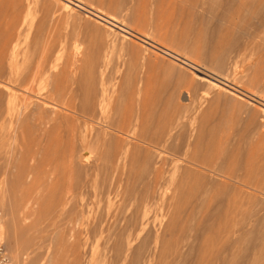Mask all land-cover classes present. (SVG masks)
Here are the masks:
<instances>
[{"label":"rangeland","instance_id":"374dc122","mask_svg":"<svg viewBox=\"0 0 264 264\" xmlns=\"http://www.w3.org/2000/svg\"><path fill=\"white\" fill-rule=\"evenodd\" d=\"M214 1L216 2V0H0V51L3 50L0 54L5 51L6 56H9L12 49L17 47L13 53L15 55L12 68L13 74L19 77V82L14 87L16 94L19 95L15 113L9 111L7 107V93L0 91L2 93L0 97L3 96V99L0 98V264H64V262L72 264L76 257L82 258L77 259L78 264L108 262L106 258L108 256L104 254L105 245L102 242L96 244L94 240L88 241L84 231L80 232L82 227L79 225L83 222L86 226L82 230H86L96 220L104 218L109 210L103 200L92 198L99 193L102 186L105 172L103 166L107 163L104 159L106 154L109 155L108 149L112 141L110 138L114 136V132L119 133L117 137L127 140L131 146L136 143L140 147L139 149L135 144L139 152L131 150L132 154L125 160L124 180L132 184L137 182L135 175L138 177L141 173L145 174L140 161L144 159L146 151L152 149L136 141L135 135L128 132L131 127H127L124 133H121L123 130L113 131L108 128L111 122L120 123V118H123L128 109L137 111L134 116L139 119L138 124L148 123L152 128L150 130H157L155 127L161 124L164 125V130H182L186 135V138L183 137L184 140L188 139L187 142L194 146L200 141L198 144L203 145L197 148L198 155L203 153L200 158L204 159L209 150V153L215 156L216 153L228 151L230 153L226 156L228 162L227 158L225 161L227 173L242 176L246 166L250 167V164L253 166L250 160L252 158L254 163L257 162L254 168L259 167L258 171L264 172V85L250 82L252 76L264 80V29L258 25L259 20H254L252 23L256 26L252 35L255 36L252 37L255 38L250 37L251 32L247 35L239 34L237 25L242 19L241 14L239 15L242 11L237 13L233 11L238 4L240 7L246 4L241 8L252 11L253 5L256 8V5L261 3V6L264 0H255L257 4H252L253 0H235L236 7L232 11L236 15L235 18L240 16L239 21L235 19L236 22L233 20L235 15L231 16L232 14L231 22L228 20L229 17L223 21L214 19L216 18L214 13L212 11L210 13ZM221 1L223 4L225 1L228 2ZM63 4H69L70 9L65 10ZM240 7L238 6V11L242 10ZM225 21L231 25L226 26ZM262 22L264 23V18ZM230 31H234L233 34L238 31L236 32L238 35H233ZM256 32L257 34H253ZM232 41L234 42L231 43ZM104 43H107V46ZM7 46L8 48H4ZM218 56L227 58L226 63H229L227 69L216 64ZM231 59L236 66L232 65ZM254 64L256 67H253ZM250 67L255 70L252 68V72ZM222 73L225 75L221 76ZM28 74L34 76H28L32 77L33 81L26 77ZM7 76V72L5 75L1 74L0 83H8ZM191 77L218 80L217 83L230 93L208 91L207 86L200 84L191 87L187 83ZM27 78L32 84L26 82L29 81ZM133 85L142 87L144 94L140 96L143 98L139 97ZM87 94L90 95L86 96ZM204 94L207 98L201 100ZM22 99L24 101L26 99L23 105ZM85 99L87 101L89 99V103ZM83 102H87V105ZM89 109L92 110L89 112ZM93 110H97L98 113L96 111L95 114H91ZM88 113L92 115V119ZM97 115L100 118H96ZM105 116L111 118L104 120ZM11 119L13 120L10 121ZM168 124H173V127ZM106 133L111 136L107 137ZM191 136L193 138L196 136L194 138L196 140L199 138L198 142ZM135 145L133 149L136 148ZM167 159L171 160V157L168 156ZM55 169L62 175L57 177ZM129 174L133 176L130 180ZM74 176L80 178L81 182L84 181V187H87L84 188V192L91 197V201L88 202L90 207L86 209L87 214L86 212L84 214L87 217L79 214L76 216L77 221L81 217L84 218V221L81 219L79 223L77 221L71 223V219L74 220L75 217L69 213L66 206H62L64 199L59 197ZM261 176L262 174L260 178ZM167 178L173 179L171 175ZM254 178L251 182L255 181L257 184L256 180L260 179L257 176ZM171 180L165 187L169 189L171 199H168L172 201L169 202L172 204L170 210L168 202L166 209L169 211L164 209L162 203L150 207L151 219L158 215L157 226L148 238L152 246L157 245L151 264H218L219 261L212 257L214 254L216 256L217 251L223 246L224 248L232 246L229 248L231 251L229 250L226 256L225 264H264V257L257 256L260 250L255 238L241 244L237 242L241 233L232 236L239 227L238 224L241 222L239 220L243 219L244 212L247 211L244 209L245 206L249 207L250 212L252 209L251 214L254 212L256 218L247 226L248 230L242 231V235H252L257 231L260 221L264 218V197L247 189L248 193H253L252 196H248L244 188L239 187L240 191L235 186L237 192L234 188L228 189L226 193H223V189L218 188L217 191L214 188L208 197L196 199L190 192L187 194L188 190L191 191L190 185L194 183L191 185L192 189L195 186L193 179L189 185L186 184L187 186L182 188L187 191L184 190V193L179 188L175 192ZM212 181L224 182L218 177H212ZM243 194L246 195L247 202H244ZM234 197L238 201H235ZM255 198L259 203L254 204ZM218 199L224 200L221 207L216 203ZM113 202H118L115 196ZM171 211L174 214L172 217ZM164 214L169 215L167 217L169 220L163 217ZM227 224L234 231L230 228L231 232L225 230L228 229L225 227ZM209 227H214L211 228V233ZM174 231L178 232L175 234ZM230 233L232 238L229 241ZM78 234H81L82 240L85 239L84 247L82 241L78 245L80 242L76 239ZM225 238L228 242L224 241ZM227 243L229 245H226ZM74 244L78 246L77 250L80 249L78 252L75 251L76 246L72 249ZM189 252L193 255H188Z\"/></svg>","mask_w":264,"mask_h":264},{"label":"bare ground","instance_id":"6f19581e","mask_svg":"<svg viewBox=\"0 0 264 264\" xmlns=\"http://www.w3.org/2000/svg\"><path fill=\"white\" fill-rule=\"evenodd\" d=\"M221 1V0H220ZM219 1V2H220ZM250 1V0H249ZM255 0H253L251 3L254 4L256 2H254ZM260 1V0H259ZM258 1V2H259ZM214 1V4L211 5V10H210V13L211 11L214 13V19H219V21H223V20H230L229 22H231V17H230V14H232L231 16L235 15L233 13V11H235L236 13L237 12H240L242 11L241 13H239V15L241 14V17L242 19L239 21V17L238 18H235L236 15L234 16V19H238L239 21V24L237 25V27L239 28V34L241 33H244L245 35H247L249 32V35L250 37L252 36H255V35H252V31L255 29V26L256 24L252 23V21L256 20L258 22V25L260 26V28H263L262 27L264 25V23L262 22L263 18H264V4L262 3V5L260 6V4H257L256 5V8L255 5L252 6V11H249V10H243V8L241 7H244L246 4H244V6H241L238 4L237 5V8L238 6L240 7V9L242 10H239L237 8H234L236 7V1L235 0H228V2H224L225 4H223V1H221V3H219ZM264 2V1H263ZM48 3V2H47ZM212 3V2H211ZM238 3H241V1H238ZM241 4V5H242ZM77 5V4H76ZM249 6L251 5L250 3L248 4ZM259 5V6H258ZM64 8L65 10L66 9H70V6L69 4L68 5H64ZM72 7V6H71ZM234 8V9H233ZM72 9V8H71ZM233 9V11H232ZM245 9V8H244ZM256 9V10H255ZM61 10V9H60ZM64 10V9H63ZM75 10V9H74ZM232 11V12H231ZM65 12V11H64ZM68 12V11H66ZM97 15V14H96ZM100 17V16H99ZM98 18V17H97ZM233 18V17H232ZM108 19V18H107ZM7 20V19H6ZM100 20H104L102 18H100ZM98 21V20H97ZM105 21V20H104ZM109 21V20H107ZM237 20H235L234 22H236ZM261 21V22H260ZM91 22V21H90ZM99 22V21H98ZM102 22V21H101ZM226 22V26H228V23L227 24V21ZM103 23V22H102ZM107 23V22H106ZM219 22H217L218 24ZM221 23V22H220ZM252 23V24H251ZM13 24V23H12ZM109 24V23H108ZM216 24V25H217ZM102 25H105V24H102ZM116 25V24H115ZM231 25V24H230ZM229 25V26H230ZM12 26V25H10ZM36 26V25H35ZM90 26V25H89ZM88 26V27H89ZM107 26V24H106ZM113 26V25H112ZM235 26V25H234ZM97 27V26H96ZM109 27V26H108ZM219 27V26H218ZM236 27V26H235ZM226 28V27H225ZM224 28V29H225ZM109 29V28H108ZM113 29V28H111ZM122 29V28H121ZM124 29V28H123ZM221 29V27H220ZM84 30V29H83ZM115 30V29H114ZM117 30V28H116ZM219 30V29H218ZM213 31V29H212ZM256 31V30H255ZM264 31V30H263ZM48 32V31H47ZM116 32V31H114ZM123 32V31H122ZM220 32V31H219ZM231 32V31H230ZM234 32V31H233ZM233 32H231L233 34ZM238 32V31H236ZM236 32L234 33L235 35H238L236 34ZM118 33V32H117ZM213 33V32H212ZM217 33V31H216ZM262 33V32H261ZM111 35V33H109ZM218 34V33H217ZM221 34V33H220ZM219 34V35H220ZM230 34V35H232ZM233 34V35H234ZM253 34H257L256 33H253ZM263 34V33H262ZM58 37V35H57ZM226 37V36H225ZM235 37V36H234ZM249 37V36H248ZM258 37V36H257ZM39 38V37H38ZM37 38V39H38ZM131 38V37H130ZM247 38V37H245ZM252 38H255V37H252ZM10 39V38H9ZM126 39V38H125ZM235 39V38H233ZM232 40V39H231ZM247 40V39H246ZM254 40V39H252ZM248 41V40H247ZM234 41H232L231 43H233ZM250 42V41H249ZM81 43V42H80ZM211 43V42H210ZM213 43V42H212ZM106 44L107 46V43H104ZM146 44V43H145ZM236 44V43H234ZM233 44V45H234ZM246 44V43H245ZM78 45V44H77ZM81 45V44H80ZM231 45V44H230ZM208 46V45H207ZM81 47V46H80ZM4 48H8L7 47H4ZM17 48V47H16ZM16 48L14 47L11 51V53H9L10 55L9 56H6V54L3 52L2 54H0V77H1V74L2 75H5V73L7 72L8 73V76H7V79L8 80L7 82L8 83H0V91H3L5 93H7V96H8V105L7 107L9 108V111H14L16 110L17 107V100L19 99V95L16 94V91L14 89L15 85L19 82V77L14 75L13 74V57L15 54V51H16ZM81 49V48H80ZM149 49V48H148ZM8 50V49H7ZM3 51V50H2ZM0 51V52H2ZM79 51V50H78ZM140 51V50H139ZM152 52V50H151ZM155 52V51H154ZM78 53V52H77ZM232 53V52H231ZM5 54V56L3 55ZM155 55V54H154ZM176 57H179L178 55L174 54ZM207 55V54H206ZM217 55V54H216ZM229 55V54H228ZM232 55V54H231ZM259 55V54H258ZM101 56V55H100ZM204 57V55H203ZM224 57V56H223ZM219 58L218 56V60H217V65L219 67H224V69H227L226 67H228L226 62L227 58ZM235 57V56H234ZM172 58V57H171ZM211 58V57H210ZM90 59V58H89ZM182 59V58H181ZM216 59V58H215ZM180 61V59H178ZM186 60V59H185ZM232 60V59H231ZM15 61V60H14ZM20 61V60H19ZM216 61V60H215ZM228 61H230V58H228ZM9 62V63H7ZM88 62V61H87ZM185 62V61H184ZM78 63V62H77ZM88 64V63H87ZM92 64V63H91ZM184 64V63H182ZM186 64V63H185ZM232 65L233 66H236V63L233 62L232 60ZM253 65V63H252ZM35 66V65H33ZM89 66V65H88ZM186 66V65H185ZM92 67V66H90ZM232 67V66H231ZM253 67H256V65L254 64ZM252 67V68H253ZM44 68V67H42ZM191 68V67H190ZM234 68V67H232ZM251 68V67H250ZM252 68H251V71H252ZM89 69V68H88ZM230 69V68H229ZM8 70V71H7ZM25 70V69H23ZM30 70V69H29ZM32 70V69H31ZM30 70V71H31ZM35 70V68H34ZM33 70V71H34ZM223 70V69H221ZM255 70V68H253V71ZM21 71V70H20ZM29 71V73H31ZM231 71V70H230ZM238 71V70H237ZM248 71V70H247ZM250 71V72H251ZM252 71V72H253ZM76 72V71H75ZM94 72V71H93ZM244 72V71H243ZM249 72V71H248ZM23 73V72H22ZM34 73V72H33ZM32 73V74H33ZM66 73V72H65ZM225 73V72H224ZM224 73L221 74L222 75H225ZM227 73V72H226ZM32 74H28L26 77L32 75ZM39 75V74H38ZM89 75V74H88ZM33 76V75H32ZM87 76V75H85ZM95 76V75H94ZM192 76V75H191ZM195 76V75H194ZM22 77V76H21ZM34 77V76H33ZM92 77V76H90ZM197 77V76H196ZM244 77H248V76H244ZM29 78V77H28ZM27 78V79H28ZM32 77H30L29 79L31 80ZM39 77H37L38 79ZM209 78V77H208ZM233 78V76H232ZM26 79V80H27ZM28 79V80H29ZM40 79V78H39ZM93 79V78H92ZM91 79V80H92ZM210 79V78H209ZM205 77H198V78H195V77H191V79L189 80V85L191 87H194L195 85H203V86H207L208 88V91H214V90H217V91H220V92H226V93H230L228 90H226V88L224 89L222 86H220L217 82V81H213V80H209ZM263 78H259L257 76H252L250 77V82L251 83H254V84H263L264 85V80H262ZM26 81V82H30L32 84L31 81ZM89 80V79H88ZM22 81V80H21ZM6 82V81H5ZM30 83H28L30 85ZM135 83V82H134ZM23 84V83H22ZM128 84V83H127ZM139 85L141 84L140 82L138 83ZM24 85V84H23ZM91 85V84H90ZM126 85V84H125ZM139 85H133V88L134 90L136 89V91H138V95L139 97H142V93H143V90H142V87H140ZM94 86V85H93ZM132 86V85H131ZM138 86V88H137ZM262 86V85H261ZM18 87V86H17ZM34 88V86H32ZM129 87V86H127ZM126 87V89H127ZM20 88V86H19ZM22 88V87H21ZM32 88V89H33ZM30 89V87H29ZM57 89V88H56ZM88 89V88H87ZM31 90V89H30ZM59 90V89H58ZM94 90V89H93ZM124 91V90H123ZM128 91V90H127ZM130 91H132V89H130ZM67 92V91H66ZM91 92V91H89ZM59 93V92H58ZM87 93V92H86ZM129 93V92H128ZM134 93V92H132ZM215 93V92H214ZM219 93V92H218ZM217 93V94H218ZM134 94H137V93H134ZM144 94V93H143ZM207 94V93H206ZM206 94L202 95L201 96V100L203 99H206ZM210 94V92H209ZM208 94V95H209ZM0 95H2V93H0ZM90 94H87L86 96H89ZM128 95V94H127ZM126 95V97H127ZM142 95V96H140ZM234 95V94H232ZM231 95V96H232ZM91 96H92V93H91ZM135 96V95H133ZM210 96V95H209ZM157 97V96H156ZM234 97V96H232ZM239 97V96H238ZM1 99H3V96L0 97ZM26 98V97H25ZM62 98V97H61ZM64 98V97H63ZM88 98V97H87ZM129 98V97H128ZM132 98V97H131ZM143 98V97H142ZM235 98H236V95H235ZM240 98V97H239ZM242 98V97H241ZM0 99V100H1ZM24 99V98H23ZM22 99V100H23ZM69 99V98H68ZM117 99V98H116ZM135 99V97H134ZM137 99V98H136ZM140 99V98H139ZM84 101V99H82ZM86 100V99H85ZM138 100V99H137ZM147 100V99H146ZM234 100V99H233ZM15 103H14V102ZM26 101V99H25ZM24 100L21 102L24 103L25 102ZM87 101V100H86ZM89 101V99H88ZM87 101V102H88ZM133 101V100H132ZM136 101V100H135ZM142 101V100H141ZM69 102V101H68ZM87 102H83L85 103V105H87L86 103ZM116 102V101H115ZM129 102V101H128ZM11 103V104H10ZM89 103V102H88ZM91 103H92V100H91ZM130 103V102H129ZM144 103V102H143ZM153 103V102H152ZM15 104V105H14ZM26 104V103H25ZM24 104V105H25ZM118 104V103H117ZM128 104V103H127ZM141 104V102H140ZM2 105V104H1ZM23 105V104H22ZM43 105V104H42ZM84 105V106H85ZM89 106L91 104H88ZM103 105V104H102ZM119 105V104H118ZM138 105V104H137ZM136 105V106H137ZM143 105V104H142ZM150 105V104H149ZM11 106L13 108H11ZM96 106V105H95ZM95 106L93 108H95ZM2 107V106H1ZM26 107H27V104H26ZM97 107V106H96ZM114 107V106H113ZM128 107V106H127ZM4 108V107H3ZM68 108V107H67ZM83 108V106H82ZM89 108V107H87ZM98 108V107H97ZM100 108V107H99ZM120 108V107H119ZM118 108V109H119ZM96 109V108H95ZM123 109V108H122ZM133 109V108H132ZM137 109V108H136ZM18 110V109H17ZM82 110V109H81ZM90 110L92 109H89V112ZM98 110V109H97ZM96 110V111H97ZM144 110V109H143ZM255 112H256V109H254ZM1 111H3L1 109ZM88 112V109L86 110ZM96 111H92V113L96 112ZM140 111V110H139ZM263 111V110H262ZM262 111H260L262 113ZM86 112V113H87ZM117 112V111H116ZM120 112V111H119ZM125 112V111H124ZM133 112V113H132ZM137 112V111H135ZM134 109L133 110H127L126 113L124 114L123 118L121 119L120 118V123H116L115 121L114 122H111L110 126H108L109 130H117V131H121L123 130V132L121 133H124V130L126 129L127 130V127H131L129 129V133L131 134H134L135 137H136V141L139 142V144H143L145 146H149L150 149L152 150H148L146 151L145 153V157L144 159L142 160V162L140 161L141 163V168L143 169V172L145 174H140L138 175V177L135 175L134 178H135V181L137 179V182H134L132 184H130L129 182H126L123 178V175H124V171H125V160L128 159V157L130 156L131 153V150H136L138 151V148H137V144L134 143V145L136 146V148L133 149L134 145L131 146V144L129 142H127V140H123L121 139V137H117V135L119 134H116V132H114V136H111L110 134L106 133V136L107 135H110L112 139L111 141V145H110V148L108 149V154H106V157H105V152H103V156L105 157L104 159V162L107 161L106 163V166H103L105 167L103 172L104 174V177H103V183L101 184L102 186L100 187V190H99V193L98 194H95L94 195V198L92 199H96V198H100L101 200H103L105 202V205L106 207H108L107 209V214L106 212L104 214L105 217H101L100 219L96 220V222H93V225L91 227H88L86 230H82V228L86 225H83V222H82V226L79 225L81 228V231H84V234L86 235V239H88V241H93L96 243V244H99V243H103L105 245V249H104V254L106 253V258H108V262L106 264H151L153 261H154V253L157 249V245L155 244L154 246H152L149 242H148V238L150 237V234L151 232L153 231V229L157 226L156 225V221L158 220V215H156V217L154 219H151L150 217V207H152L151 205H155V204H158V203H162V205L164 206V209H166L167 207V202H168V206H169V210L171 208V205L169 204V202L171 203L172 201H170L168 198H170L169 196V189L168 188H165L166 185H167V182L171 180L168 179V175H171L173 177V179L171 180L172 183H173V186H174V191L176 192L179 188V190H182V192L185 190V189H182V188H185L184 186H187L186 184L189 185L190 181H194L195 182V186H193V189L191 188V185H194L191 184L190 185V189L191 191L188 190V193L190 192V194L193 196V198H196V199H199L200 197H208L212 190L214 188H216V190L218 188H220L221 190L223 189V193H226V191L230 188H244V192L247 191V189H249L250 191L254 192L255 194H259L260 197H264V172L263 170H260V172L262 171V176L260 178V172L258 171L259 167L257 169L256 168V164L257 162L254 163V161L250 158L251 162H253V166L252 164H250L248 162V164H250L251 166L247 167L243 170V175L242 176H236L235 174H232V173H227V169H226V156H228L230 153L228 151L226 152H223V153H216V156L215 154L214 155H211L208 152V155H204V159L203 158H200V156H202V151L199 153L201 155H198V149L202 144H198L200 143V141L198 142L197 140L199 138L194 139L192 136L191 138H193L195 141H197L198 145L195 143V146L194 144H190V142H187L188 139H185L186 138L185 136V133L182 131V130H173V129H169V130H164V125H157L155 127V129L157 130H150L152 128H150L148 123L146 124H141L139 125L138 124V121L139 119L137 118V116L135 117L134 114ZM142 112V111H140ZM15 113V111H14ZM98 113V111H97ZM143 113V112H142ZM259 113V112H258ZM90 115V117L92 116L90 113H88ZM95 114V113H94ZM93 114V115H94ZM102 115H104L103 113H101ZM100 114V116H101ZM108 114V113H107ZM141 114V113H140ZM12 115V114H11ZM88 115V116H89ZM106 115V114H105ZM121 114H119L120 116ZM87 116V117H88ZM115 116V115H114ZM118 116V115H117ZM140 116V115H139ZM13 117V116H12ZM103 117V116H101ZM11 118V117H10ZM95 118V117H94ZM93 118V120H95ZM96 118H100L98 115ZM106 118V119H105ZM108 120L111 118L110 116L108 117H104L103 119L104 120ZM117 118V117H116ZM206 118V117H205ZM90 119V118H89ZM88 119V120H89ZM92 119V117H91ZM146 119V118H145ZM13 119H11L10 121H12ZM18 120V119H17ZM101 120V119H100ZM115 120V119H114ZM119 120V119H118ZM77 121V120H76ZM149 121V120H148ZM20 122V121H19ZM86 122V121H85ZM119 122V121H118ZM152 122V121H151ZM174 122V121H173ZM69 123V122H68ZM108 123V122H107ZM110 123V122H109ZM140 123V122H139ZM150 123V122H149ZM170 123V122H168ZM253 124V123H251ZM17 125V124H16ZM86 125V124H85ZM118 125V126H117ZM154 125V123L152 124ZM169 125V124H168ZM175 125V124H174ZM98 126V125H97ZM170 127H173V124L169 125ZM176 126V125H175ZM18 127V126H17ZM143 127V129L141 128ZM103 128V127H102ZM139 128H141L140 130H138ZM101 129V128H100ZM101 131V130H100ZM186 132V131H185ZM188 132V131H187ZM190 134V132H188ZM187 133V136L189 137ZM245 133V132H244ZM248 133V132H247ZM116 134V135H115ZM129 135V134H128ZM201 135V134H200ZM121 136V135H120ZM245 136V135H243ZM108 137V136H107ZM124 137V136H123ZM132 137V136H131ZM184 137V138H183ZM187 137V138H188ZM249 137V136H248ZM102 138V137H101ZM133 138V137H132ZM131 138V139H132ZM192 139V140H193ZM246 139V138H245ZM248 139V138H247ZM86 141V140H85ZM191 141V140H190ZM109 142V141H108ZM194 143V142H193ZM204 144V143H203ZM106 145V143H105ZM142 146V145H140ZM198 146V147H197ZM203 146V145H202ZM205 146V145H204ZM210 146V145H209ZM103 147V146H102ZM139 147V146H138ZM207 147V146H206ZM106 149V148H105ZM140 149V147H139ZM145 149V148H143ZM206 149V148H205ZM211 149V148H209ZM105 151V150H104ZM132 151V152H133ZM139 152V151H138ZM142 152V151H141ZM102 155V154H101ZM136 155V154H135ZM134 155V156H135ZM171 157V160L167 159V157ZM232 157L229 156V159ZM81 158V157H80ZM86 158V157H85ZM138 159V158H137ZM225 159V160H223ZM106 160V161H105ZM130 160V159H129ZM140 160V159H139ZM249 160V161H250ZM103 161V159H102ZM136 161V160H135ZM138 161V160H137ZM139 162V161H138ZM227 162H228V158H227ZM181 163V164H180ZM110 164V165H109ZM127 164V163H126ZM130 164V163H129ZM247 164V165H248ZM260 164V162L258 163ZM51 166V165H50ZM259 166V165H257ZM102 167V168H103ZM253 167V168H251ZM255 167V168H254ZM261 167V166H260ZM263 167V166H262ZM261 167V168H262ZM66 168V167H65ZM130 168V167H129ZM139 168V167H138ZM51 169V167H50ZM140 169V168H139ZM56 170V169H55ZM51 171V170H49ZM99 171H101L99 169ZM240 171V170H239ZM52 172V175H55L53 174L54 172ZM50 172V173H51ZM56 173L59 172L58 170L55 171ZM62 172V171H61ZM69 172V171H68ZM77 172V171H76ZM102 172V171H101ZM140 172V171H138ZM137 172V173H138ZM3 173V172H2ZM5 173V172H4ZM60 173V172H59ZM57 173V177L58 176H61L62 174H59ZM66 173V172H65ZM238 173V172H237ZM20 174V173H19ZM49 174V173H48ZM139 174V173H138ZM51 175V176H52ZM67 175V174H65ZM240 175V174H239ZM5 176V175H4ZM98 176V175H97ZM258 177L260 179V181H257L258 182L257 184H255V181L254 183H252L251 181H253V179H255L254 177ZM55 177V179L57 178ZM69 177V176H68ZM133 176L131 174H129V180L132 178ZM212 177H218V178H222L223 179V183H219V182H213L212 181ZM247 179V180H244V179ZM251 178V179H250ZM253 178V179H252ZM127 179V178H126ZM178 181H177V180ZM196 179V180H195ZM52 180V179H51ZM54 180V178H53ZM52 180V181H53ZM57 180V179H56ZM55 180V181H56ZM59 180V178H58ZM63 180V178H62ZM221 180V179H220ZM244 180V181H243ZM54 181V182H55ZM61 181V180H59ZM67 181V180H66ZM57 182V181H56ZM84 182V181H83ZM81 182V179L80 178H72V180L68 183L67 185L65 186L66 188L64 189V192L62 193V195L59 197L63 198L64 200V205L62 206H66L69 210V213L74 215L75 219H71V223H74L76 222V216L79 214L81 216H83L85 214V212L87 211L86 209L89 206L88 202L91 201V197L87 196V193L84 192V185L85 183ZM177 182V183H175ZM59 183V182H58ZM66 183V182H65ZM230 183H234L235 185L234 186H231ZM56 184V183H55ZM233 185V184H232ZM4 186V185H3ZM236 186V187H235ZM87 188V187H86ZM181 188V189H180ZM189 188V187H188ZM236 188V189H237ZM237 189V190H240ZM98 189V188H97ZM187 189V188H186ZM235 189V190H236ZM236 190V192H237ZM51 191V190H50ZM173 191V190H171ZM186 191V190H185ZM184 191V192H185ZM218 191V190H217ZM241 191V190H240ZM243 191V189H242ZM174 192V193H175ZM183 192V193H184ZM187 192V191H186ZM245 192V193H246ZM3 195V191L1 192ZM181 193V191H180ZM236 194V193H234ZM242 194V193H240ZM251 192H249L247 195L248 196H252ZM254 194V196H255ZM88 195H89V192H88ZM218 195V194H217ZM220 195V194H219ZM218 195V196H219ZM222 195V194H221ZM244 195V196H243ZM242 197H244L243 199H245V194H243ZM92 196V195H90ZM113 196H115V199L117 198L118 199V202L117 203H114L113 202ZM217 196V197H218ZM58 197V198H59ZM219 197H222V196H219ZM224 197V196H223ZM238 197V196H237ZM258 197V196H257ZM256 197V198H257ZM55 198V197H54ZM236 200L235 201H238L236 197H234ZM247 198V197H246ZM255 198V201L252 200V202L254 201V204L256 202V199ZM259 198V197H258ZM168 199V200H166ZM171 199V198H170ZM173 199V197H172ZM217 199V198H216ZM233 199V198H232ZM243 199H242V202H243ZM252 199V197H251ZM248 199H245L244 202H247ZM62 201V199H61ZM60 201V202H61ZM62 201V202H63ZM93 201V200H92ZM222 201H224L223 199H218L217 200V205L220 206L222 205ZM229 201V200H228ZM259 201H260V198H259ZM215 202V201H214ZM231 202V201H230ZM241 202V203H242ZM243 202V203H244ZM59 203V202H58ZM229 203V202H228ZM235 203V202H234ZM249 203V201H248ZM259 203V202H256V204ZM262 203V202H261ZM117 204V205H116ZM215 204V203H214ZM250 204V203H249ZM253 204V205H254ZM160 205V204H159ZM194 205V204H192ZM237 205H238V202H237ZM244 205V204H243ZM241 205V206H243ZM232 206V205H231ZM251 206V205H250ZM255 206V205H254ZM252 206V207H254ZM154 207V206H153ZM159 207V206H158ZM194 207V206H193ZM221 207V206H220ZM230 207V206H229ZM258 207V205H257ZM256 207V208H257ZM260 210L262 209V204H260ZM161 205H160V209H161ZM256 208H255V212H256ZM166 209V210H168ZM233 209H234V206H233ZM245 210L249 211V207L246 208V206L244 207ZM259 209V208H258ZM64 210V208H63ZM62 210V211H63ZM159 210V209H158ZM162 210V209H161ZM168 210V211H169ZM243 210V209H241ZM259 210V211H260ZM152 211V210H151ZM246 211V212H247ZM155 212V211H154ZM158 212V211H157ZM162 212V211H161ZM172 214H173V211H171ZM171 212H169V215L171 214ZM244 212V215H243V219L239 220L241 221L239 225V227H237L234 231V229L232 227H228L229 225H225V227L227 226L228 229H225V230H229L232 229L234 231V233H232V236L235 234H239L241 233V237L237 240V242L239 241L241 244H245V243H248L250 242L251 240H253L252 238H255L254 240H256L257 242V246L260 250V253H257V256H263L264 257V218L259 222L260 223V226L259 228L257 229V231L254 233V234H249V235H242V231H244L245 229H247V226L250 225V222H252L253 220H255L256 218V215H254V212L253 214H251L252 212V209H251V212ZM263 212V211H262ZM261 212V214H262ZM166 213V212H165ZM54 214V212H53ZM64 214V212H63ZM87 214V212H86ZM258 214V212H257ZM264 214V212H263ZM103 215V214H102ZM155 215V214H154ZM168 214H164L163 217H169ZM235 215V214H234ZM242 215V214H240ZM87 217V215H84ZM171 217L174 216L173 215H170ZM73 217V218H74ZM100 217V216H99ZM162 217V216H161ZM170 217V218H171ZM177 217V214L176 216ZM259 217V216H257ZM80 218V217H79ZM77 218V219H79ZM160 218V217H159ZM81 219H83L84 221V218L81 217ZM80 219V220H81ZM86 219V218H85ZM88 219V218H87ZM86 219V220H87ZM93 219V218H92ZM168 219V218H167ZM173 220V218H171ZM176 219V218H175ZM235 219V218H234ZM239 219V217H238ZM259 219V218H258ZM80 220H78L79 222H81ZM160 220V219H159ZM169 220V219H168ZM257 220V219H256ZM77 221V222H78ZM92 221V220H91ZM171 221V220H170ZM222 221V220H221ZM78 222V223H79ZM172 222V221H171ZM174 222V220H173ZM178 222V221H177ZM238 222V220L236 221ZM256 222V221H255ZM53 223V222H52ZM88 225H89V221H87ZM91 223V222H90ZM167 223V222H166ZM176 223V222H175ZM213 223V222H212ZM226 223V222H225ZM235 223V222H234ZM76 224V223H75ZM86 224V223H85ZM165 224V223H163ZM221 224V223H220ZM236 224V223H235ZM172 225V224H171ZM177 225V224H175ZM174 225V226H175ZM237 225V224H236ZM237 225V226H238ZM74 226V225H73ZM78 226V225H77ZM167 226V225H166ZM170 226V225H169ZM173 226V228H175ZM211 226V225H210ZM213 226V224H212ZM76 227V226H75ZM74 227V228H75ZM79 227V228H80ZM224 226L222 227L225 228ZM234 227V226H233ZM252 227V226H251ZM253 227L255 228V226L253 225ZM252 227V229H253ZM85 228V227H84ZM83 228V229H84ZM171 228V227H170ZM172 228V229H173ZM210 228V227H209ZM211 228H214V227H211ZM211 228L209 230V232L211 231ZM230 228V229H229ZM221 229V230H222ZM251 229V230H252ZM70 230V229H69ZM74 230V229H73ZM79 230V229H78ZM77 230V231H78ZM176 230V229H174ZM248 230V229H247ZM165 231V230H164ZM173 231V230H172ZM189 231V230H188ZM196 231V230H195ZM206 231V230H205ZM204 231V232H205ZM224 231V229H223ZM228 231V232H229ZM167 232V231H166ZM178 232V231H177ZM176 232V233H177ZM207 232V231H206ZM208 232V233H209ZM216 232V231H215ZM226 232V233H228ZM231 232V231H230ZM79 233V232H78ZM83 233V232H82ZM81 233V234H82ZM175 233V231L173 232ZM175 233V234H176ZM181 233V232H180ZM189 233V232H188ZM195 233V232H194ZM211 233V232H210ZM213 233H214V230H213ZM225 233V231H224ZM81 234H78V239L77 241H80L78 242V245L81 243L82 241V246H83V240H85L83 238L82 240V236L80 238V235ZM174 234V235H175ZM205 234V233H204ZM207 234V233H206ZM247 234V233H246ZM171 235V234H170ZM179 235H182V234H179ZM228 235V234H227ZM70 236V234H69ZM74 236V235H73ZM155 236V234H154ZM193 236V235H192ZM204 235H202L203 237ZM225 236V235H223ZM231 236V233L230 235ZM229 236H227V238H229ZM232 236L228 239L229 241L231 240ZM237 236V235H236ZM239 236V235H238ZM71 237V236H70ZM61 238V237H60ZM65 238V237H64ZM177 238V237H176ZM174 238V240L176 239ZM223 238V237H222ZM227 238H225V242H228V240H226ZM235 238V236L233 237ZM73 239V238H72ZM178 239V238H177ZM203 238H201L202 240ZM61 240V239H60ZM63 240V239H62ZM67 240V239H66ZM196 240V239H195ZM236 240V239H235ZM65 241V240H64ZM76 241V240H75ZM171 241V240H169ZM182 241V239H181ZM223 241V242H224ZM222 242V245H224ZM238 242V243H239ZM77 243V242H76ZM101 243V244H102ZM171 243V242H170ZM176 243V242H174ZM178 243V242H177ZM189 243V242H188ZM232 242H230L231 244ZM95 244V245H96ZM191 244V243H190ZM193 244V243H192ZM197 244V243H196ZM221 244V243H220ZM73 245V244H72ZM71 245V246H72ZM86 245V244H84ZM88 245V244H87ZM94 245V244H93ZM180 245V244H179ZM183 245V243H182ZM226 245H229L228 243ZM66 246V245H65ZM71 246L69 248H71ZM76 245L74 244V246L72 247V249H74ZM181 246V245H180ZM188 245H186L187 247ZM199 246V245H198ZM77 247H75V251H79L77 250ZM81 247V245L79 246V248ZM84 247V246H83ZM81 248L84 250V248ZM93 247V246H92ZM185 247V248H186ZM232 247V246H230ZM229 246L225 247L223 246V248L221 247L220 249L221 250H218V254L215 256V254L213 255L214 257V260H217L220 262V264H225L226 263V256L229 254V252L231 251ZM90 248V247H89ZM230 248V249H229ZM235 248V247H234ZM64 249V248H63ZM85 249H86V246H85ZM88 249V248H87ZM181 249V248H180ZM184 249V248H183ZM193 249V247L191 248ZM240 249V248H239ZM102 250H103V246H102ZM176 250V249H175ZM188 250V249H187ZM230 250V251H229ZM242 250V249H241ZM86 251V250H85ZM212 251V250H211ZM210 251V252H211ZM234 252V251H233ZM84 253V251H83ZM102 253V252H101ZM194 253V252H193ZM205 253V252H204ZM73 254V253H72ZM76 254V253H75ZM79 254L82 256V254L79 252ZM85 254V253H84ZM179 254V253H178ZM192 253L189 252L188 255H190ZM254 254V253H253ZM78 255V254H76ZM76 255H74V257H76ZM156 255V254H155ZM187 255V253L185 254ZM193 255V254H192ZM191 255V256H192ZM197 255V254H196ZM233 255V253H232ZM73 256V255H72ZM161 256V255H160ZM65 257V256H64ZM72 257V259L74 258ZM104 257V256H103ZM186 257V256H185ZM184 257V258H185ZM79 258V259H78ZM101 258H102V255H101ZM200 258V256H199ZM204 258V257H202ZM231 258V257H230ZM255 258V257H254ZM77 259L78 260H82V258L80 257H76L73 261H72V264H78L77 263ZM104 259V258H103ZM191 259V257L189 258ZM200 260V259H199ZM203 260V259H201ZM64 261V260H62ZM198 261V260H197ZM71 262V261H70ZM195 262V261H194ZM199 262V261H198ZM201 262V261H200ZM218 262V264H219ZM68 263V261H67ZM105 263V262H104ZM60 264H63V263H60ZM65 264V262H64ZM201 264V263H200ZM204 264V263H202Z\"/></svg>","mask_w":264,"mask_h":264}]
</instances>
